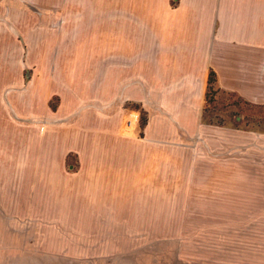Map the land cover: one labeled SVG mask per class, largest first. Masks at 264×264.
<instances>
[{"label": "rangeland", "instance_id": "1", "mask_svg": "<svg viewBox=\"0 0 264 264\" xmlns=\"http://www.w3.org/2000/svg\"><path fill=\"white\" fill-rule=\"evenodd\" d=\"M90 59L93 67L80 66ZM82 69L96 76L93 91L106 86L110 0H0V264H264V101L212 84L188 131L146 130V111L128 101L117 119L130 141L110 145L112 133L99 129L116 119L113 109L67 115L53 130L47 112L58 96L42 105L43 79L29 82ZM80 152L114 172V157L131 155L125 179L110 177V212H87L108 225H61L92 221L80 219L69 194L55 196L67 206L48 200L53 179L29 178L82 169Z\"/></svg>", "mask_w": 264, "mask_h": 264}, {"label": "crops", "instance_id": "2", "mask_svg": "<svg viewBox=\"0 0 264 264\" xmlns=\"http://www.w3.org/2000/svg\"><path fill=\"white\" fill-rule=\"evenodd\" d=\"M65 34L63 29L49 40L50 44L60 43ZM93 62L90 59L80 66L93 67ZM211 73L212 84L219 90L264 101V0H110V76L104 78L106 86L93 91V84H89L96 82V76L84 74L83 69L70 78L60 74L32 76L29 82L43 79L42 105L47 106L50 95L58 96L55 108L47 112L51 128L57 126L53 130L61 131L69 117L99 112L109 115L113 109L116 119L110 118V123L99 129L112 133L113 145L130 141L122 135V121L117 119L126 113L128 101L138 102L146 111V130H158L163 124L173 125L174 130L194 129ZM97 127L88 125L86 129L97 132ZM97 145L93 141L88 144ZM77 159L82 169L49 174L32 171L29 178L53 179L44 186L48 200L63 205L67 198L55 196L69 194L70 201L81 204L72 207L83 212L80 219L92 221L61 225H108L99 222L108 220L103 214L93 216L87 212H110V177L121 173L125 179L131 155L114 157L116 172L100 170L99 155L80 152ZM58 161L64 163V154ZM88 162L95 166L89 168ZM71 178L77 179L81 187L66 181ZM60 209L71 210L69 206Z\"/></svg>", "mask_w": 264, "mask_h": 264}, {"label": "trees", "instance_id": "3", "mask_svg": "<svg viewBox=\"0 0 264 264\" xmlns=\"http://www.w3.org/2000/svg\"><path fill=\"white\" fill-rule=\"evenodd\" d=\"M213 80H214V77H213V74L211 73L210 74V77H209V83H210V85H212Z\"/></svg>", "mask_w": 264, "mask_h": 264}]
</instances>
